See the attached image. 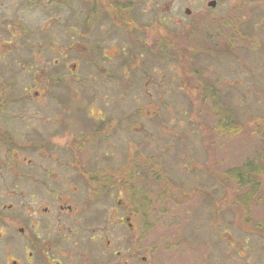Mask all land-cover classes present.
Masks as SVG:
<instances>
[{
  "label": "rangeland",
  "instance_id": "374dc122",
  "mask_svg": "<svg viewBox=\"0 0 264 264\" xmlns=\"http://www.w3.org/2000/svg\"><path fill=\"white\" fill-rule=\"evenodd\" d=\"M210 1L214 9L207 8ZM26 4L0 0V127L15 135V151L23 155L29 145L21 144L40 147L57 129L53 142L61 151L54 161L31 157L27 171L22 156L8 159L1 141L10 136L0 133V218L12 222L0 240V264H12L18 256L5 249L22 248L29 237L25 176L55 194L69 190L76 200L88 198L90 171L114 187L96 202V214L80 218L83 233L89 232L85 241L91 235L96 252L71 253L70 264H88L91 257L101 264H264V0ZM30 23L46 24L48 34L60 29L49 51L77 43L79 55L51 60L46 42L29 56L23 41ZM39 72L47 81L37 86ZM51 86L62 105L45 117L55 132L31 139V128L20 136L26 125L40 123L26 109L34 101L40 109L52 103L46 100ZM94 96L105 104L87 106ZM65 103L71 107L63 112ZM87 108L97 119L93 125ZM65 115L70 122L63 120L58 129ZM19 120L26 124L22 129ZM34 167L53 171L46 176ZM140 171L146 174L137 180ZM239 172H250L251 182L238 184Z\"/></svg>",
  "mask_w": 264,
  "mask_h": 264
},
{
  "label": "flooded vegetation",
  "instance_id": "af4514ba",
  "mask_svg": "<svg viewBox=\"0 0 264 264\" xmlns=\"http://www.w3.org/2000/svg\"><path fill=\"white\" fill-rule=\"evenodd\" d=\"M40 1L41 0H26L27 4L26 7H29L30 9H34L39 7L40 5ZM93 9H95V7H93ZM119 11V9H118ZM121 11V9H120ZM81 17V16H80ZM125 17L124 14L119 16V22L122 23L123 18ZM79 19V18H78ZM76 19V20H78ZM60 20L58 22H56L57 27H60ZM114 23L118 22V19L115 18V16L112 17V21ZM79 23V21H78ZM32 28H34L35 30H33L30 27L25 28V33L28 32L27 38L24 39L23 44L25 46V48L27 49V52L29 53V56H35L37 53H34V51H37V48L39 45L41 44H45L46 42H48V51L50 50L49 47V43L51 42L50 40H59V36L55 35L58 34L60 32L59 30H55L54 35L53 34H48L47 30L49 26H46V24H38L37 26H34V23H30L29 24ZM21 28H24V24L21 26L20 24L18 25ZM80 38H85V36L83 34H81ZM56 45V43H52V46ZM80 47V46H79ZM79 47L77 46V43H75L74 46L70 45L69 49L67 48L65 51L61 49V47H58V51H55L54 49L52 51H46V56L47 54H49L50 59H67V58H71L72 54L73 55H79ZM99 49V48H98ZM97 49V50H98ZM100 50V53L98 52V55L103 56L102 50ZM89 52V51H87ZM39 53V50H38ZM106 53V52H105ZM116 53H118V51L116 50ZM39 56V55H38ZM36 57V60H44L46 58H39ZM48 56V57H49ZM49 59V61H50ZM57 64V63H56ZM62 69V68H61ZM60 69V70H61ZM59 70V69H58ZM47 71V70H45ZM39 76L41 75L42 77L40 79L37 80V78L39 77H35L37 86H39V83L41 80V84L44 81H47V75L46 73H42L39 72L38 73ZM34 75V74H33ZM32 75V76H33ZM51 82L54 81V78H50ZM58 79H56L55 81L57 82ZM60 84V83H58ZM62 85L67 86L66 84H60V86L62 87ZM53 86H51V88L49 89L48 92V97L46 98V100H51L52 103L56 102V104L51 105L52 103H50V101H48L46 103L47 107H42L40 109L39 106L36 105V102L34 101V106L30 109H26L27 111H30L31 109H33L34 111L31 112L33 116L35 115H39L38 119H35L37 122H40L39 124H35L33 125H26L24 124V122L22 123L20 120L18 121L17 124H21L19 127L22 129V127H26L25 131H21L20 136L25 137L26 138V132H28L31 128V130L29 132H31L32 130H34L33 132L28 134L30 135V138H37L39 140H41L42 138L44 139V137L48 136L47 130H53L56 129L53 126V121H46L45 117L47 116V114H49V112L51 113L53 108L56 106L58 108V105L62 106L59 101L56 99V93L54 92V90H52ZM37 91H33V96L37 97ZM55 97V99H54ZM90 102L87 104V106L90 105H94L96 104V102H104L105 104V99H103L102 97H98V96H94V97H90ZM93 101V102H91ZM32 103L30 104H25V108L26 105L27 107H30ZM117 104H119V99L117 100ZM51 105V109L48 110L49 106ZM71 105L68 103H65L63 109L61 111L66 112L70 110ZM46 108V109H44ZM67 108V109H66ZM69 108V110H68ZM59 109V108H58ZM60 110V109H59ZM87 110H89V108H87ZM62 112V113H63ZM90 112V113H89ZM62 113H55L54 115L60 114V116H63ZM92 110L88 111V117H89V121L93 122L97 121V119H93L92 118ZM105 116L103 115V112L98 111L97 112V116ZM92 118V119H91ZM32 118H29L27 120H25L28 124L29 121H31ZM68 119V120H67ZM29 120V121H28ZM70 122L69 118L66 117V115L62 118V119H58V122H60V126L58 127V129L60 127H62L63 125H65V123L63 122ZM69 125V124H68ZM0 133H4V134H8L7 130H4L3 127H0ZM42 130V133H40ZM55 132V131H54ZM3 134V135H4ZM55 134H59L57 133V129H56V133ZM54 134V135H55ZM42 135V136H40ZM46 135V136H45ZM54 135L53 137L50 138H45L44 139L45 143L41 144L40 147H37L36 145H31V144H26L23 143L21 145L27 146L25 147V155H23V151L18 152L15 151L17 148V145L15 144L16 138L15 135H9L10 138L6 139V140H12L14 145H10V143L5 142L6 140H2L1 145L5 147L6 152H8L9 157L8 159L11 161L13 159L18 158V156H22L21 158L24 160H27L26 163H24V166L26 168L27 171H29L30 169H33V163H32V159L31 157H35L38 158L40 161L43 162V160L46 158L48 161H54L55 160V155L54 152H60L61 148H56V145L53 142L54 139ZM5 142V143H4ZM51 145H49V144ZM44 146H47L46 148ZM82 148L84 149V147L82 146ZM87 149H90L89 146L86 147ZM63 153V150L62 152ZM64 154V153H63ZM48 157H51V159H48ZM7 170V169H6ZM36 170L40 171L42 174H45L46 176H50L52 174L53 169L49 168V169H42V167H34V171L37 172ZM87 174H89V179L86 181L87 185L90 186V191L88 192V198H84L79 196L77 197V199L75 200L73 198V194L71 193L69 190L66 191V193H56L49 189L46 186V183H41V182H36L34 179H31L27 176H25V182H26V188L29 191L28 194V206L29 209L26 210L27 213V230H28V236L27 237V244L22 247V248H6L4 253H6L7 256H18L16 258V260L12 261V264H70V256L71 253H74L75 255H78L79 257L84 255L85 253L83 252V250H89L90 252L95 253L96 249L94 247V242L93 239L90 236H87L88 240L87 242L85 241L86 238L84 237V235L86 233H89L87 230H85V232L83 233V228H82V222H81V217L82 216H89V214H96V210L95 208L97 207L96 202L99 199H106V196L109 195V191L110 189H112L114 186L111 185L109 183V180L106 179L105 176L101 177L100 179L96 180V176L94 175L95 172L94 171H90ZM146 174V172H141L140 173H135V177L137 178V180H141V178H144V175ZM83 175V174H82ZM24 177V176H23ZM79 178V177H78ZM63 180H60L59 185L61 186V189H65L66 185L61 183ZM69 182L68 176L65 177V182ZM33 184V185H31ZM31 185V186H30ZM34 188H39L40 189V193L39 195H37L36 193H33ZM119 189L122 190V186L120 185L118 187ZM121 191H119V194H121ZM84 198V200H83ZM82 204H78L79 201H82ZM125 223L129 226V229L131 230L132 227L130 226V224H128L130 218L126 217L125 219ZM81 222V224H80ZM12 222H7L4 223L1 221L0 218V224L2 225V232H4L3 234L0 233V240H2V238H4V236L8 235V231H7V227L8 224H11ZM18 223V221H15L14 224L16 225ZM87 223H85L84 225H86ZM87 226V225H86ZM24 227V226H21ZM105 227H103L102 229L105 231L104 229ZM17 229V228H16ZM17 231H19V234L23 235L25 234L23 231V228L18 229ZM99 231V230H98ZM97 231V232H98ZM27 235V234H26ZM4 241V240H3ZM93 242V243H92ZM86 243L91 244V246L88 248V245H86ZM107 249H110V243L109 241H106V246ZM97 254V253H96ZM21 256V257H20ZM107 258V256H106ZM86 260V259H84ZM88 261H86V263L88 264H101L99 262V259H97L96 257H91V258H87Z\"/></svg>",
  "mask_w": 264,
  "mask_h": 264
},
{
  "label": "trees",
  "instance_id": "16d2710c",
  "mask_svg": "<svg viewBox=\"0 0 264 264\" xmlns=\"http://www.w3.org/2000/svg\"><path fill=\"white\" fill-rule=\"evenodd\" d=\"M220 109L222 110V112L224 111V108L220 107ZM227 122H228L229 127L235 129V126L234 125L231 126V124H233V122H231V121H227ZM218 132L219 133H224L222 129H221V131H218ZM236 181L240 185H242L244 183L251 182L250 172L249 173H245V174H243L242 172L237 173Z\"/></svg>",
  "mask_w": 264,
  "mask_h": 264
},
{
  "label": "water",
  "instance_id": "95a60500",
  "mask_svg": "<svg viewBox=\"0 0 264 264\" xmlns=\"http://www.w3.org/2000/svg\"><path fill=\"white\" fill-rule=\"evenodd\" d=\"M207 7L214 8L215 7V2L214 1L208 2ZM189 13H190L189 10H187L186 11V14H189Z\"/></svg>",
  "mask_w": 264,
  "mask_h": 264
}]
</instances>
